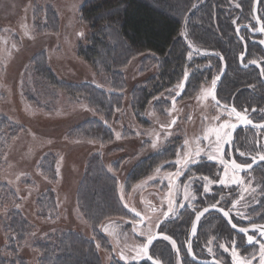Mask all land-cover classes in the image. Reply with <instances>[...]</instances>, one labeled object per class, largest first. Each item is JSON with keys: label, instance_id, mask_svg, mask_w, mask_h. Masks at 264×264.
<instances>
[{"label": "rangeland", "instance_id": "obj_1", "mask_svg": "<svg viewBox=\"0 0 264 264\" xmlns=\"http://www.w3.org/2000/svg\"><path fill=\"white\" fill-rule=\"evenodd\" d=\"M84 1L0 0V113L21 128L0 163V181L8 184L17 193L19 198L17 208L34 224L31 238L45 239L50 232L58 229L73 230L93 237L91 226L79 213L76 190L85 168L94 159L93 157L98 155L100 162L103 160L105 169L118 180L117 195L123 209L119 214L106 218L97 226V230H100L110 242V249L105 250L102 261L107 264L112 256H116L127 264H139L144 260L143 255L141 254L137 259L133 257L137 256L139 246L147 238L149 229L152 233L156 223L164 217L163 212L168 210L169 200H173V207L176 202L175 208L179 211L184 207L195 208L190 203L193 200H184V186H179L177 189V178L172 188L176 194L174 197L169 195V179L166 177L168 173L175 174L177 171L174 166L167 165L172 150L184 139L183 149L178 152L180 156L176 160L183 159L185 153L192 154L196 151L197 139H204L205 135L209 137L204 140L205 144L212 145L215 141V133L211 129L218 127V123L224 121L232 123L236 118L234 115L229 116L227 111L217 108L211 97L205 95L212 86V78L211 81L203 82L196 93L188 96L190 98L183 96L185 87L178 88V83L173 90L162 95L165 101L162 106L160 105L161 107L148 104L142 114L144 121L133 118L129 102L126 100L123 110L116 113V120L110 126L114 132L110 144L70 137L66 130L80 120L93 116V111L91 114L89 111L91 109L81 98H72L62 89L49 92L38 87L40 85L37 83V76L31 70L30 59L34 53L42 50L60 79L68 82L89 80L98 85L103 83L76 54L77 44L87 34V26L79 19L78 13ZM197 1L195 0L194 4ZM37 5H51L55 9L59 19L57 32L41 34L35 32L32 13ZM191 45L194 47L190 52L191 57L189 54L188 57L194 60L201 58L202 50ZM138 69L137 64L132 65L127 70V75L134 74L135 78L132 77V80L140 78L142 74L137 77ZM185 71L190 76V70ZM176 96L182 98L172 107L170 103ZM200 103L203 107L201 115L207 119L202 121L199 134H197L198 129L196 134H191L193 126H188V130L187 126L183 129L184 121L181 118L186 115V107L189 105L191 108L197 107ZM218 116L219 121L214 119ZM194 128L196 129L195 126ZM157 135H159L158 147L152 148V141L157 139ZM185 140H188V145H185ZM169 141L172 143L171 146L167 144ZM169 146L171 151L165 152ZM162 151L163 153H160ZM156 154L160 156L150 160L147 171L139 177H134L133 180L130 179L129 174L135 164ZM117 162L119 166L115 167ZM46 164L48 167L43 169ZM158 168L159 172H157ZM240 178L248 183L243 184L244 187L251 188L245 176ZM47 191H50L55 200L58 214L53 219H40L37 215L36 199L38 195ZM249 192H244L243 196ZM182 201L183 207H181ZM245 205L247 206V203L236 211L241 216H244L242 210L246 208ZM126 211L131 212L129 222L125 217ZM134 212L142 215L146 225L145 230L138 227L140 220L133 215ZM141 232L145 235H141ZM134 233L137 238L132 237ZM4 236L0 224V244L4 242ZM20 250L25 252L28 250L31 253L27 260L28 264L37 263L39 253L32 246L31 241L27 240L25 247ZM163 251V248L159 247L156 252L162 254ZM237 252L239 254V251ZM121 253L124 259L121 258ZM257 255H259V243H256L252 249L253 262L257 261ZM5 256L7 258V255ZM257 264H260V257Z\"/></svg>", "mask_w": 264, "mask_h": 264}, {"label": "trees", "instance_id": "obj_2", "mask_svg": "<svg viewBox=\"0 0 264 264\" xmlns=\"http://www.w3.org/2000/svg\"><path fill=\"white\" fill-rule=\"evenodd\" d=\"M194 1L85 0L78 13L87 26V34L77 44L76 54L103 82L100 85L89 80L64 81L50 66L44 51L31 56V70L37 76L38 87L49 92L62 89L72 98H81L91 114L94 113L70 126L66 130L70 137L110 144L114 134L110 126L126 100L133 118L144 121L142 114L148 104L162 106L165 101L162 95L180 83L185 70H190L188 80H184L183 93L188 97L221 71V58L226 70L217 95L222 99L231 84L230 71L234 65L230 0H198L195 4ZM32 18L36 33L59 29V19L51 5L35 6ZM190 43L202 50L201 58L188 57L194 47ZM134 64L139 66L137 77L142 75L132 80L135 76H128L127 70ZM20 131V127L0 113V163ZM158 156L160 154L135 164L130 179L147 171V164ZM93 158L76 190L79 213L91 226L93 237L58 229L45 239L31 238L34 224L17 208V193L0 181V224L5 233L4 242L0 244V264H28L31 253L20 250L27 240L39 253L38 264H104L102 255L110 249V242L97 226L123 209L117 195L118 180L105 169L98 155ZM118 162L115 167L119 166ZM45 167L48 165L43 169ZM36 207L40 219H53L58 214L50 191L38 195ZM160 255L162 260L167 256L166 260L172 264L171 251ZM107 264L127 263L112 256ZM139 264L149 263L142 260Z\"/></svg>", "mask_w": 264, "mask_h": 264}, {"label": "flooded vegetation", "instance_id": "obj_3", "mask_svg": "<svg viewBox=\"0 0 264 264\" xmlns=\"http://www.w3.org/2000/svg\"><path fill=\"white\" fill-rule=\"evenodd\" d=\"M229 8L231 9L230 24L233 34L231 49L234 57V65H232L230 71L231 84L227 87L222 99L218 98L219 84L225 73L224 71L222 77L217 80L214 91L220 105L226 104L229 108L236 107L238 111L246 114L253 121V124H264V111H262L264 110V75L261 74V69L264 68V63H261V61H264V43H261V41H264V33L259 31L260 27L264 25V19H262L264 18V0H258L255 9L254 0H230ZM241 53L245 55L243 60L240 58ZM252 60H256L257 63H250ZM221 62V71L224 67L226 70V63L223 58H221ZM221 71L214 77H219ZM181 96H176L170 105L173 107L175 102L182 98ZM212 102L215 105V102ZM202 109L201 103L197 107L191 108L190 105L186 107V115L181 118L184 121L183 129L187 126L188 130V126H193V133L191 132V134H196L197 129V134H199L202 121L207 119L202 117ZM238 122L235 119L232 123L236 124ZM202 139H197L198 147L207 150L206 147L209 145H206L205 139ZM167 144L172 145L171 141ZM183 145L184 139L172 150L170 162L167 164L168 167L174 166V169L179 167L175 162L178 152L183 149ZM170 146L165 152L171 151ZM223 147V159L228 162L227 177H224L225 166L220 164L219 154L216 160H210L207 157L208 151H204L205 154L201 152L196 158L197 161L189 164L187 168L180 167L181 175L177 178L176 184H178V187L184 186L186 183L190 184V192L195 196V199L190 203L195 206V210L184 207L180 209L177 215L168 218L162 217L156 223L153 232L150 234L160 233L161 236L150 245L149 254L161 264L170 263L166 260L168 259L167 256H165V260L159 257L160 254L156 252L159 247L164 250L162 254L170 251L173 253L174 260L172 264H176V262H179V264H202L192 260L187 253L186 247L190 226L195 218L196 211H201L205 207L217 204V202H219L217 204L218 208H223L224 211L231 210L229 218L238 227H250L253 223L264 224V161L259 160V154H264V130L250 126V124L240 126L233 132L232 141ZM241 151L247 153V155L241 156ZM252 157H256L255 163H253ZM233 160L241 164H252L251 169L241 170L238 175L245 176L251 188L255 189L254 193L250 191L245 194V197L243 196L244 200L238 203L236 207H232L233 201L241 200V190L244 186L229 182L233 176L230 167V162ZM190 176L194 178L189 180ZM201 176H208L210 180L214 181L210 185L208 193H204V181L200 179ZM222 178L226 181L223 185L219 183ZM244 184L248 183L244 182ZM246 203V208L242 210L244 216L238 215L236 211L239 207H244L243 205ZM174 205L176 206V202ZM133 215L140 220L138 221V227L145 230L146 225L142 215L139 212H134ZM130 216L131 212L126 211L125 217L128 222L131 221ZM158 224L159 227H157ZM134 234H132V237L137 238L138 236ZM164 235L170 236L176 242L177 247L173 248L171 241L163 239ZM248 235L257 236L258 241L264 239V237L259 236L255 229L248 230L246 234L237 232L228 224L222 214L217 211H209L201 217L198 223L197 231L191 241V249L197 259L203 261L216 260L221 264H232V249L234 247L239 251L240 256L252 259V249L258 242L248 244ZM233 240L235 244L232 243ZM220 244H224L225 247L221 248ZM209 248L212 249L211 252H209ZM256 258L258 261L259 255ZM143 261L148 262L145 258ZM257 261L253 264H257Z\"/></svg>", "mask_w": 264, "mask_h": 264}, {"label": "snow or ice", "instance_id": "obj_4", "mask_svg": "<svg viewBox=\"0 0 264 264\" xmlns=\"http://www.w3.org/2000/svg\"><path fill=\"white\" fill-rule=\"evenodd\" d=\"M237 6H239V5H237ZM193 7H195V5H193ZM262 19H264V18H262ZM259 31L264 33V25H262L260 27ZM261 43H264V41H261ZM13 46H15V45H13ZM189 57H191V53H189ZM240 58H241V60H243L245 58L244 53H241ZM250 63L256 64L257 61L252 60V61H250ZM261 63H264V61H261ZM261 74L264 75V68L261 69ZM188 76H189V73L187 71H185L184 72V80H186L188 78ZM218 79H219V77L213 78V80L211 82L212 88H209L206 91L205 95L210 96L212 101L215 102V106L221 107L223 110L227 111L229 116H232L234 114L236 120L239 121V123L244 124V125L253 124V121L251 119H249V117L246 114L242 113L241 111H238L236 109V107L229 108L226 104L220 105V101L217 99V96H216L215 91H214ZM184 80L180 81V83L177 85L178 88L183 89ZM173 99H175V98L173 97ZM262 111H264V110H262ZM148 115H154V113H148ZM214 119L219 121L220 117L218 116V117H215ZM173 123H175L174 120H173ZM237 127H238L237 124L229 123L228 121H224L223 123H218V127L211 129V131L215 133L214 144L209 145L207 150L205 148H202V147H197V149L194 153H192V154L185 153L183 159L178 158L176 160L175 163L179 166L177 168V171L175 172V174L168 173L167 177H166L167 179H169V195L170 196L174 197L176 194L172 190V188H173V182L176 180V178H178L181 175L180 167L187 168L190 163H195L196 158L200 155L201 152L208 151V158L210 160H216L218 158V154H219V162L221 165L225 166L224 177L228 176V162H226L223 159V155H222V153L224 151L223 146L226 144H229L232 141L233 131ZM253 127H257V128H260L261 130H264V124H259V125L253 124ZM117 138H119V134H117ZM204 139H209V137L207 135H205ZM158 140H159V135H157V139H154L152 141V144H151L152 148L158 147ZM188 143H189L188 140H185V145H188ZM177 155H178V157L180 156L179 153ZM240 155L245 156V155H247V153L241 151ZM259 160L264 161V154H259ZM252 161H253V163H255L256 157H252ZM230 167H231V170L233 172V176L231 177L229 182L233 183V184H237V185H243L244 181L240 178L238 173L241 170L251 169L252 164H241V163H237L235 160H233L230 162ZM157 172H159V168L157 169ZM57 174H59V173H57ZM193 178H194L193 176H190L189 180H192ZM149 179H151V178H149ZM200 179L204 181V193H208L210 190V185H212L214 183V181L210 180L208 176H201ZM219 183L223 185L226 183V181L224 178H222V179H220ZM177 189H178V186H177ZM241 191H242L241 200L240 201H233L232 207H236L238 203L243 201V193L244 192L251 191L254 193L255 189H251L250 187H242ZM194 199H195V196L191 194L189 184L186 183L184 185V200H194ZM222 199H223V197H222ZM218 203L219 202H217V204ZM217 204H212L210 207L215 209V208H217ZM181 207H183V201L181 202ZM208 211H209V208H207V207L204 208L203 211H196L195 219L192 220V232L193 233H195L197 231V222L200 221L201 217L205 213H207ZM220 211L223 213L224 217L230 216L231 210L224 211V209L221 208ZM178 212H179V210L177 208L173 207V200H169L168 210L163 212V216L165 218H168L170 216L177 215ZM237 214L239 215L240 213L238 212ZM137 215H139V214H137ZM157 227H159V224L157 225ZM251 227L253 229H255L256 232L259 233V236L264 237V225H258V224L253 223V224H251ZM232 228H236V225L232 224ZM239 231L241 233L246 234L248 232V228H240ZM150 233H151V230L149 229L146 242L139 246L138 254L136 257H133V259L139 258L141 254L145 257H148L149 259H152V257L149 255V246L152 245V243H153L154 239H156V237L151 235ZM141 235H145V233L141 232ZM163 239L171 241L173 248L177 247L176 242L174 240H172V238L170 236L164 235ZM253 242L259 243L260 264H264V241H258L257 236H255V235H248L247 236V243L252 244ZM209 243H211V241H209ZM232 243L235 244V241L233 240ZM98 247H99V245H98ZM188 247H189V249L191 248L190 243H189ZM220 247L224 248L225 245L220 244ZM211 251H212V249L209 248V252H211ZM232 256H233V264H253V261L251 259H249L248 257L241 258L235 247L232 249ZM121 258L122 259L125 258L123 253H121Z\"/></svg>", "mask_w": 264, "mask_h": 264}, {"label": "water", "instance_id": "obj_5", "mask_svg": "<svg viewBox=\"0 0 264 264\" xmlns=\"http://www.w3.org/2000/svg\"><path fill=\"white\" fill-rule=\"evenodd\" d=\"M257 2H258V0H254V9L256 8V6H257ZM224 71H225V67L222 69V71H221V73H220V76H219V79L222 77V75H223V73H224ZM237 125H238V127L237 128H239L240 126H243L244 124H241V123H236ZM257 125V124H256ZM250 126H253V124H250ZM236 128V129H237ZM235 129V130H236ZM234 130V131H235ZM233 131V132H234ZM206 208V207H205ZM207 208H209V211H217V212H219L220 214H222V216H223V213L220 211V209L221 208H215V209H213V208H211L210 206H208ZM204 209V208H203ZM203 209L201 210V211H203ZM208 211V212H209ZM224 217V216H223ZM225 219H226V221L228 222V224L232 227V224H234L231 220H230V218L229 217H224ZM195 219V218H194ZM198 223H199V221L197 222V227H198ZM261 225H264V224H261ZM241 227H238V226H236V228H233V229H235L237 232H240L239 231V229H240ZM246 228H248V230H254L251 226L250 227H246ZM241 233V232H240ZM245 234V233H244ZM195 235V233H193L192 232V224H191V226H190V232H189V239H188V243H187V253H188V255H189V257L192 259V260H194V261H196V262H198V263H202V264H212V263H215V264H221L220 262H218V261H216V260H210V261H203V260H200V259H197L196 257H195V255L193 254V252H192V249L190 248L189 249V247H188V245H189V243L191 244V241H192V238H193V236ZM153 236H155L156 237V239L158 238V237H160L161 236V234L160 233H155V234H153ZM156 239H154V241L156 240ZM153 241V242H154ZM146 242V241H145ZM150 247V246H149ZM150 255V254H149ZM144 258L150 263V264H161L159 261H157V260H155V259H149L148 257H145L144 256Z\"/></svg>", "mask_w": 264, "mask_h": 264}]
</instances>
